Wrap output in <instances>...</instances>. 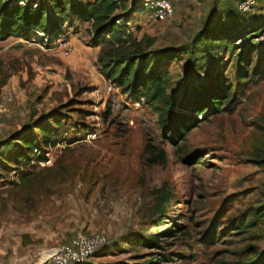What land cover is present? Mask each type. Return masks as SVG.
<instances>
[{
	"label": "rangeland",
	"instance_id": "obj_1",
	"mask_svg": "<svg viewBox=\"0 0 264 264\" xmlns=\"http://www.w3.org/2000/svg\"><path fill=\"white\" fill-rule=\"evenodd\" d=\"M139 1H128L126 18L122 11L115 15L137 40H153L149 53L174 56L161 60L160 68L175 97L184 90L187 98L200 92L205 99L220 75L234 91L235 69L247 45L264 49V31L249 37L264 24V0H255L251 11H243L247 15L238 13L237 0H177L172 19L164 22L141 10ZM217 14L227 30H218L193 61L189 47ZM89 28L87 23L63 27L52 48L16 38L0 42V63L9 75L0 94L10 96L0 114V162L14 152L17 145L9 142L25 125L71 100L83 119L70 109L62 114L91 132L72 145L48 148L45 163L34 155L28 163L0 169V264H47L49 250L94 234L104 236L107 245L85 264L236 260L246 245L241 238L204 247L199 233L220 230L247 207L264 205V80L242 92L234 111L210 117L173 144L144 102L137 106L99 74V49L89 46ZM258 65L254 60L252 66ZM147 144L165 151V165L147 164ZM159 189L169 199L163 212L156 210ZM258 234L255 245L264 252V222ZM140 238L158 246L145 248Z\"/></svg>",
	"mask_w": 264,
	"mask_h": 264
},
{
	"label": "trees",
	"instance_id": "obj_2",
	"mask_svg": "<svg viewBox=\"0 0 264 264\" xmlns=\"http://www.w3.org/2000/svg\"><path fill=\"white\" fill-rule=\"evenodd\" d=\"M128 1L46 0V4H37L26 3V0H0V42L16 38L26 42L43 43L46 48H52L53 43L63 36V27L87 23L90 27L89 46L99 49L96 58L99 74L112 88L119 89L131 100L138 101L143 98L144 105L157 115L158 125L165 139L173 144L183 140L192 129L210 117L234 111L240 103L242 92L264 80V49L258 50L250 43L243 56H240L235 69L237 84L234 91L228 78L220 75L205 99L201 97L200 92L195 97L187 98L184 90L182 97L173 96L167 91L170 82L167 72L160 68V61L174 56L168 51L160 54L149 53L153 40L147 36L137 40L131 34L128 23L120 22L122 17L118 18L115 13L122 11L124 14L121 15L126 18L128 13L125 12L130 8ZM243 1H236L237 9ZM238 13L247 15L240 10ZM224 21V16L217 14L214 23L204 27L195 36L187 51L193 61L196 52L207 45L206 42L211 41L218 30L223 27L224 32L227 30ZM263 31L264 24L255 30V34L249 36L250 41L260 37ZM38 33L43 34L45 40ZM237 40L244 39L237 38L235 42ZM254 60L259 63L258 66H252ZM8 78V73L0 63V90L6 85ZM75 101L71 100L57 112L41 116L16 133L9 142L10 146L16 143V149L0 162V169L7 171L10 167L28 163L34 155L36 162L45 163L48 161V148L59 144L69 146L84 140L91 133L88 127L72 123L62 114L63 109H70L78 119H83L84 113L73 108ZM145 152L148 155V165L166 164L167 156L164 150L147 144ZM194 156L184 160H194ZM155 193L159 195L156 210L163 212L169 201L167 192L159 189L155 190ZM262 222L264 205L260 208L250 206L227 220L220 230L211 227L199 233L198 241L204 247H215L223 239L241 238L246 243L243 253L234 261L221 260L218 264H264V252H260L255 245L259 241L258 231ZM137 241L145 248L158 246L152 240L140 238Z\"/></svg>",
	"mask_w": 264,
	"mask_h": 264
},
{
	"label": "built area",
	"instance_id": "obj_3",
	"mask_svg": "<svg viewBox=\"0 0 264 264\" xmlns=\"http://www.w3.org/2000/svg\"><path fill=\"white\" fill-rule=\"evenodd\" d=\"M177 0H140L139 8L147 11L155 21L164 22L172 19L174 15V3ZM255 0H244L238 6L240 11H251L255 5ZM22 4L21 2L19 3ZM246 13V12H245ZM44 40V35L38 33ZM62 37L59 39L61 40ZM63 41V40H62ZM45 47L43 43L40 44ZM10 96L8 93L0 94V114L5 111L6 102ZM143 98L136 101L139 106L143 103ZM107 240L102 235H79L68 244H64L49 250L43 260L47 264H85L105 245Z\"/></svg>",
	"mask_w": 264,
	"mask_h": 264
}]
</instances>
